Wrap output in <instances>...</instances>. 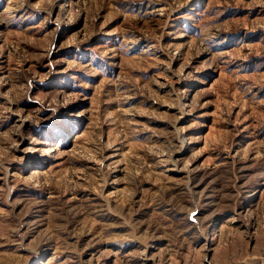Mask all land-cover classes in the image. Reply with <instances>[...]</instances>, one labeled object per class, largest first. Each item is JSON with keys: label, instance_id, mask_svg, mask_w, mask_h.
Segmentation results:
<instances>
[{"label": "rangeland", "instance_id": "rangeland-1", "mask_svg": "<svg viewBox=\"0 0 264 264\" xmlns=\"http://www.w3.org/2000/svg\"><path fill=\"white\" fill-rule=\"evenodd\" d=\"M239 252L263 262L264 0H0V264Z\"/></svg>", "mask_w": 264, "mask_h": 264}, {"label": "crops", "instance_id": "crops-1", "mask_svg": "<svg viewBox=\"0 0 264 264\" xmlns=\"http://www.w3.org/2000/svg\"><path fill=\"white\" fill-rule=\"evenodd\" d=\"M242 255H243V253L239 252V257L236 260L235 259L232 260L229 255L225 254L223 256V254H222L219 261H220V264H252L251 258H248L247 256L243 257L244 255L243 256ZM238 259H239V261H238ZM260 264H264V259H263V262H261Z\"/></svg>", "mask_w": 264, "mask_h": 264}]
</instances>
